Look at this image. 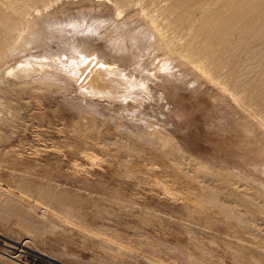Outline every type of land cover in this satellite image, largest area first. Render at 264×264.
Segmentation results:
<instances>
[{"label":"rangeland","instance_id":"rangeland-1","mask_svg":"<svg viewBox=\"0 0 264 264\" xmlns=\"http://www.w3.org/2000/svg\"><path fill=\"white\" fill-rule=\"evenodd\" d=\"M118 1L39 0L27 16L28 26L14 27L7 38L3 30L10 21L0 6V34L6 39L1 43L8 54L0 78L9 82L0 92V204L7 206L0 209V254L8 255L10 248H16L10 255L18 259L17 264H188V258L192 264H264V249L252 245L248 237L238 241L246 237L243 232L234 229L233 222L219 215L208 200L198 198L204 194L205 182L199 180L206 170L205 174L215 175L218 185L227 182L229 190L244 191L264 206V104H253L247 96L257 82L264 89V39L250 42L247 46L252 50L246 47L245 55L236 57L233 78L221 70L207 81L193 65H187L188 74L199 79V90L154 86L159 81L149 72L160 58L147 59L149 75L137 76L131 70L134 54L129 62L107 55L121 45L115 40L117 32L123 33L129 24L147 26L145 14L154 15L165 26L173 11L185 13L192 28L186 32L174 27L168 32L179 53H184L192 47L190 39L200 22L214 27L219 11L228 12L244 3L255 10L258 1ZM82 40L89 51L122 65L126 75L132 73L138 84L152 88L150 106L161 113L164 108L158 105H172L168 124L161 123L159 112L154 121L171 132L174 148L183 158L182 170L158 155L156 148L162 145L149 146L145 139L136 142L143 151L140 155L126 156L118 150L115 143L132 141L105 124L109 118L95 116L77 88L64 92L39 88L30 81L22 87L12 84V76H4L26 64L45 68V72L66 71L69 67L63 62L74 55V44ZM195 63L209 68L205 60ZM161 92L166 101L156 98ZM19 186L30 198H18ZM47 188L71 200L76 209L87 211L83 226L94 234L79 228L75 216L66 217L63 224L62 216H53L46 200L35 203ZM258 217L255 226L264 230V214ZM0 264L16 263L0 257Z\"/></svg>","mask_w":264,"mask_h":264},{"label":"bare ground","instance_id":"bare-ground-1","mask_svg":"<svg viewBox=\"0 0 264 264\" xmlns=\"http://www.w3.org/2000/svg\"><path fill=\"white\" fill-rule=\"evenodd\" d=\"M38 1L39 0H0V6L3 9V12L7 14V17L9 19L7 17L6 18L10 21V25L3 30L5 32L3 35H5L6 38L7 36L12 35L14 27L27 25L29 23L27 16L31 12V10L34 9V6H36L35 4ZM123 1L125 0H119L118 2L123 3ZM257 1L258 5L256 6L255 10H253V7H250L248 4L244 3V5H242L240 3L241 8L240 6H238L228 12L222 11L221 13L219 11V14H216L217 17L212 22L213 24L217 22L214 27H211V25L208 24V26L205 25L204 20L200 22L201 24L198 25L194 36L190 39V45H192V47L189 48L188 46V50H186L184 53H179L177 47L174 44L173 38H171L172 36H168L172 33L168 34V32H171L174 27H178L180 31L184 30L188 32L190 28H192V26L189 22V19H187L186 17L187 15L185 16V13L184 15H181V13H174L177 10L173 11V13H170V18L167 17L168 20L166 21V25L164 24L165 26H163L158 23L157 17H155L154 15L148 16L145 14L143 15V18L147 20V26H139L133 28L129 24L127 30H125L123 33H119L121 35L119 38V34L117 32V39L115 38V40L117 44L120 43L121 45H119V47L114 50L113 53L110 52L107 55L111 57V60L114 59L115 61H124L125 59L127 60L130 57H133L132 54H134L135 57L132 60L133 62L130 61L132 64L131 70L136 71L138 73L137 76H139V74L147 73L146 68L148 67V65H146L147 67L145 66V64H147L148 62L147 59L151 58L152 60V58H160L158 63L153 65L154 68L152 69V72L149 73L150 75H152L153 79L159 81V84H156L154 82V86L161 87L162 89H164V87L167 85H172L176 88L185 86L199 90L201 88V86L199 85V79L193 77L191 74H188L187 65H193L194 68L199 71V76L207 81L213 80V75H217V72H220L221 70H227V75L229 74L228 76L233 78L235 76V60L245 53V50L247 49L246 47L249 48L247 44H251L252 41L260 42L264 39V0ZM176 8L177 7L175 6V9ZM223 15H225L224 20L221 19ZM44 28L47 29V27L45 26ZM78 31L79 30L75 32L77 33ZM85 31L87 32V30ZM80 34L82 35L83 32ZM84 35L85 34H83V36ZM86 35L88 34L86 33ZM96 35L98 36V33ZM1 36L2 35L0 34V38L2 39L0 40V67H2V64H4L3 61L8 55L5 51V47L3 46L4 43H1V41L4 42L6 39L3 40ZM5 46L7 47V44H5ZM255 47L254 49L256 51L257 49ZM252 48H249L247 50H252ZM258 53L260 52L258 51ZM73 54L74 55H71L66 59L65 62H63V65L65 67H69L67 68L68 70L64 66H61L65 68L66 71L60 70V68H58L57 71L50 69L48 72H45L47 70L45 68H34V65H32L33 67L31 68L28 64H26L27 67L22 68L21 66V69L8 71L6 74H4V76H12L14 79V81H11L12 84L20 83L22 87L27 86L30 81L33 82L31 85H38L39 88L49 87L64 92L72 87L77 88L80 99L82 100V102H84V104L88 105V109L96 113L95 116H103L104 118H109V120H105L104 123L110 124L114 131L121 137L123 136L127 140L132 141L131 143L128 142L127 145L123 144L122 141H120L122 143H115L114 145L118 150H123L126 156H131V154H133L132 156L140 155L143 151L139 148L138 145H136V142L141 139H145L149 141V146L156 147L162 145V148H156V152H158V155H161L162 158L164 157L165 159H167L169 164L177 168V170H182L180 165L183 158L179 157V154H177L178 151L174 148L175 145L172 143V138L170 135L171 132L169 130L168 131L170 133L164 131V129L160 127V121H154L156 120L155 117L159 111H157L156 107L150 106V87L147 88L146 85L142 86V83L138 84V82L132 79V73L128 74L129 76L126 75L125 72H123L124 70L121 69L122 67H120L122 65L116 64L114 63V61H107L103 58L105 56L100 57L97 53H92L91 51H89L87 44L83 40L74 44ZM136 56L138 59L136 58ZM201 59L208 62L209 68L203 67L202 65L200 66V64L196 65L197 63H195V61H198L199 63V60ZM147 71H149V68ZM156 74L160 75L155 76ZM31 75L34 76V79L32 80ZM132 76L133 78H136V76ZM140 77H142V75ZM4 79L5 77L3 79L0 78V92L3 91V85L9 84L8 81L3 82ZM146 79L145 81H143V84H145ZM140 82H142V80ZM151 89L152 88H150V90ZM154 95L157 96V94ZM247 96L248 98H250L249 101H251L253 104H264V89L262 88L261 84H258V82L253 86L252 90L247 94ZM156 98L158 100L166 101L162 92L160 93V95L158 94V97ZM94 99L100 101L101 103L94 101L92 102L91 100ZM76 106H78V103ZM159 106L164 109L161 113L159 112L160 115H157L161 116V123H165L166 121L168 124L172 105L170 103H167L166 105H158V107ZM78 107L80 108V106ZM146 107H148L147 110H145ZM100 108L104 112L99 111ZM90 114L92 115L93 113ZM92 116L94 117V115ZM135 116L142 118L141 121H139V118L138 121L137 118H135V121H133V118L131 117ZM121 119H124V121L121 122ZM192 172L196 174L195 170H193ZM204 172L206 173V170ZM204 172L202 174V179L199 180V182H205V185L203 187L204 194L203 196H198V198L200 197L199 199H201L202 197L203 200H208L205 202L211 203L212 206L218 210L219 215L224 216L230 222H233V225H235L234 229L236 227V230L238 229L243 232L246 237H238V241L245 242L246 238L248 237L249 242L253 243L252 245L256 244V247L264 249V230H261L260 228H257L255 226L259 218L258 215L264 214V206L260 205L254 197L248 195L244 191H240V193H238L231 190V188L229 190L227 188V182L222 181V185H218V183L214 181L215 175L210 173V170H208L210 174H205ZM17 191H19L17 193V196L21 200L30 198L28 197L27 193H24L23 190H20V186ZM35 191L36 188L33 192ZM37 197V200L35 199L36 202L34 200L33 201L35 203H38V199L46 200L48 202L47 204L49 206V209L51 208L53 210V216H58V214L62 216L61 220H63V224L66 217L75 216L81 223V225H79V228H81L85 232L94 234V232L92 231L93 229H91L89 226H87L86 224L85 226H83V222L86 221L87 211L84 212V209H76L77 206H71V200L70 202L67 201L65 196H62L60 193L58 194L57 192L47 188L39 193ZM68 202L70 205L68 204ZM6 207L4 204H0V209H4ZM57 218H59V216ZM83 218L85 219V221H83ZM262 219L264 221V218ZM201 247H203L202 244ZM11 249L16 248H10L8 252L10 254ZM10 254H0V257H3L7 261L17 264L18 259ZM185 261L188 264H192V261H190L189 258L185 259Z\"/></svg>","mask_w":264,"mask_h":264}]
</instances>
